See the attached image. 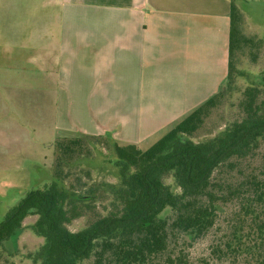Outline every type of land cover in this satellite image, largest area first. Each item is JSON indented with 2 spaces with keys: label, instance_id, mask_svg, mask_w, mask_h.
Segmentation results:
<instances>
[{
  "label": "trees",
  "instance_id": "obj_1",
  "mask_svg": "<svg viewBox=\"0 0 264 264\" xmlns=\"http://www.w3.org/2000/svg\"><path fill=\"white\" fill-rule=\"evenodd\" d=\"M239 16L232 1L224 85L231 83L234 50L249 41L239 30ZM247 77L250 86L238 104L241 118L204 141L194 142L188 136L218 104L220 90L146 150L134 144L122 146L101 135L57 138L53 164L59 169L69 156L73 163L81 159L89 138L112 153L120 178L119 185L112 186L117 201L114 208L82 229L70 231L66 224L81 215L79 203L86 199L61 186L58 173L49 185L26 191L8 210L0 220V244L15 235L28 214H36V230L45 239L47 251L40 264H181L184 251L176 252L177 241L171 242L170 237H206L218 227L219 213L230 210L235 240L251 239L246 255L253 264H264V179L253 180L251 174L247 178L251 187L246 191L242 184L215 178L222 165L250 157L264 142V71L259 80ZM168 174L180 192L164 183Z\"/></svg>",
  "mask_w": 264,
  "mask_h": 264
},
{
  "label": "crops",
  "instance_id": "obj_2",
  "mask_svg": "<svg viewBox=\"0 0 264 264\" xmlns=\"http://www.w3.org/2000/svg\"><path fill=\"white\" fill-rule=\"evenodd\" d=\"M231 3L0 0V80L27 88L33 83L24 67L2 68L37 59L40 81L49 75L61 92H87L85 117L72 113L76 134L139 147L173 121L179 92L214 93L223 84Z\"/></svg>",
  "mask_w": 264,
  "mask_h": 264
},
{
  "label": "rangeland",
  "instance_id": "obj_3",
  "mask_svg": "<svg viewBox=\"0 0 264 264\" xmlns=\"http://www.w3.org/2000/svg\"><path fill=\"white\" fill-rule=\"evenodd\" d=\"M232 1L240 13L239 30L249 41L239 44L234 50L231 83L224 85L225 77L214 93L208 90L179 92L178 101L182 106L175 108L173 121L140 144L141 150L152 146L219 90L222 94L218 104L208 111L201 127L188 137L194 142L204 141L220 134L230 122L243 115L238 104L243 91L250 86L247 74L259 80L264 71V0ZM6 62L9 66L2 69L9 68L15 72L26 69L33 84L27 88H5L0 80V220L26 191L49 185L53 181L52 176L59 173L61 186L86 199L79 203L81 215L66 224L70 231H78L97 215H105L114 208L117 201L112 186L120 182L112 153L95 138H89L85 145L83 143L86 153L79 155L80 160L73 163L69 156L68 163L60 169L56 163L55 166L53 164L54 140L76 134L71 129L75 125L72 113L73 118L85 117L82 103L87 92H61L52 85L49 75L40 81L37 59L19 58ZM77 137L85 138L79 134L73 138ZM215 172V178L242 184L244 190L249 191L251 186L247 178L251 174L253 180L264 179V142L250 157L238 158ZM164 183L173 191L180 192L171 175L164 177ZM231 214L230 210L219 213L218 227L206 237L191 239L179 236L174 239L171 236V242L177 241L175 251H184L181 264H253L246 255L251 239L243 237L242 243L237 242L240 237L235 240L230 227ZM167 216L171 218L173 214ZM37 219L36 214H28L15 235L0 244V264H40L43 261L47 252L46 242L36 230ZM224 244L229 246L227 250Z\"/></svg>",
  "mask_w": 264,
  "mask_h": 264
}]
</instances>
